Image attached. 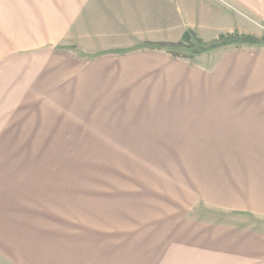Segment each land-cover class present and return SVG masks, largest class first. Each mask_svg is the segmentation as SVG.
Wrapping results in <instances>:
<instances>
[{
  "label": "rangeland",
  "instance_id": "rangeland-1",
  "mask_svg": "<svg viewBox=\"0 0 264 264\" xmlns=\"http://www.w3.org/2000/svg\"><path fill=\"white\" fill-rule=\"evenodd\" d=\"M187 30L262 41L264 0H0V264L264 256V218L203 193L248 154L189 126L264 43L153 45Z\"/></svg>",
  "mask_w": 264,
  "mask_h": 264
},
{
  "label": "crops",
  "instance_id": "crops-1",
  "mask_svg": "<svg viewBox=\"0 0 264 264\" xmlns=\"http://www.w3.org/2000/svg\"><path fill=\"white\" fill-rule=\"evenodd\" d=\"M240 60L236 57L233 64L227 62L212 95L196 103L195 111L210 110V116L192 119L196 123L189 126L197 131L195 136L210 137L212 142L217 138L219 145L226 139L229 146L235 145L234 151L248 154L237 166L245 171L238 174L236 183H213V190L203 191L206 199L214 197L215 203L224 208L246 209L264 218V71L257 68L260 60L257 63L256 59L254 67L252 59H244L247 63L243 65ZM202 120L208 124L202 125ZM165 261L160 264H264V256L178 257Z\"/></svg>",
  "mask_w": 264,
  "mask_h": 264
},
{
  "label": "trees",
  "instance_id": "trees-1",
  "mask_svg": "<svg viewBox=\"0 0 264 264\" xmlns=\"http://www.w3.org/2000/svg\"><path fill=\"white\" fill-rule=\"evenodd\" d=\"M190 36H192L197 41V43H199V45L201 46L198 52L195 53L197 55L203 52L217 50L219 48L225 47L235 42L248 43V44H256L259 42L264 43V40L261 41V40H257L255 38H251L248 36H239L236 34L220 35L217 40H214L210 43H206V42H203L201 39H199L194 32L187 30L182 34L181 40L177 43L173 42V43H163V44H153V45H157L159 47H169L170 49L177 48V47H183V46H187L188 48H191L193 46L188 45L189 41H191V39L189 38Z\"/></svg>",
  "mask_w": 264,
  "mask_h": 264
}]
</instances>
